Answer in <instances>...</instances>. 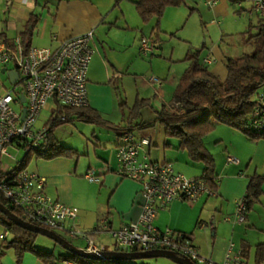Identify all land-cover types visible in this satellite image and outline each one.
Listing matches in <instances>:
<instances>
[{"label": "rangeland", "instance_id": "rangeland-1", "mask_svg": "<svg viewBox=\"0 0 264 264\" xmlns=\"http://www.w3.org/2000/svg\"><path fill=\"white\" fill-rule=\"evenodd\" d=\"M103 1L107 21L101 23L102 25L100 24L101 26L95 30L92 40L96 52L89 68V76L92 77L89 81V96L91 102L103 109L106 116L114 123L100 124L75 118L58 125L55 134L63 144L78 149L79 152L75 156L80 159L82 166H86V171L89 169L99 171L107 166L110 168L109 172H113L114 167L117 168L118 174L124 177L118 169L120 163L116 151L123 139V134L118 133L120 125L125 126L126 131H132L139 142H142L143 137L152 139L153 143L144 147L152 152L154 158L163 161V157L167 156L177 170L179 165L185 164L192 169H199L204 163L193 161L186 149L165 146L168 139L176 144L180 143V139L167 135L158 111L164 104H169L173 100L180 77L190 65V61L186 59L188 53L200 50L202 60L205 57L214 60V63L209 65L210 68L218 67L219 72H226L225 60L228 56L242 55L252 49L242 43L239 33L248 30L253 33L258 32L259 14L255 12L250 15L248 11L241 10V7L235 5L240 0L232 2L228 0V6L221 14L212 13L206 5L207 0H185L181 5L167 7L158 25L156 17L145 20L133 0ZM243 2L247 9H253L252 0H243ZM9 9L8 2L1 0L0 23L7 22ZM40 9L45 13L41 25L46 27L51 23L49 8L40 7ZM155 27L157 32L153 33ZM99 37H101L100 41ZM143 37L157 42L154 51L146 54L142 50ZM35 43L37 46L47 45L37 41ZM93 66L94 72H91ZM12 67L13 65L10 64V68ZM153 77L160 78L162 83H153L151 81ZM10 85L8 73L1 72L0 93L5 92L6 87ZM158 86L163 87L166 92L162 95L158 94L156 91ZM144 97H152V103L143 106L138 113L135 104L138 98ZM170 106L174 113H184L187 110L174 103ZM55 112L57 110L52 101L42 112L38 124H45ZM219 124L221 127L216 129V125L205 136L207 147L215 155L216 163L221 160L225 152L220 140V132L224 130V134L230 136V128H232L224 123ZM9 152L16 156V159L6 156L5 161L13 168L26 156V150L23 148L18 150L10 146ZM36 158V153L31 155L26 161L27 167L32 169ZM259 171L264 173V163L259 166ZM99 176L102 179L105 177L103 174ZM83 178L85 181L79 182V189L86 202L109 203L111 189L109 190L104 184H94L89 178ZM204 202L206 201L202 200L201 203ZM209 208L211 212L208 210L209 212L202 216V219L209 224L206 227L207 235L204 234L205 230L199 231L204 234L202 237L200 234L198 238L202 254L215 259L210 254L216 240L212 232L214 226L218 225V235L232 239L238 248L242 247L244 239L253 242L248 264H264V261L259 263L257 260V243L264 240V195L249 211L248 218L243 221H237L235 218L233 221L227 220L230 215L212 208V202L209 203ZM78 219L79 226L85 231L92 232V237L99 245H102V242L110 243L112 249L116 248L115 237L103 230L101 216L97 218L95 210L85 220L80 213ZM237 225L234 231V226ZM3 229L4 225L0 224V231ZM58 232L80 247L88 245V240L83 236H73L64 230ZM233 232L236 233L235 236ZM36 243L43 249L55 250L57 254L68 252V249L46 234L39 233ZM8 249L9 252H15L14 247ZM139 261L148 264H178L175 260L164 256L141 258Z\"/></svg>", "mask_w": 264, "mask_h": 264}, {"label": "built area", "instance_id": "built-area-1", "mask_svg": "<svg viewBox=\"0 0 264 264\" xmlns=\"http://www.w3.org/2000/svg\"><path fill=\"white\" fill-rule=\"evenodd\" d=\"M251 13L259 12L264 17V0H252ZM237 6L245 8L243 0ZM95 30L65 38L59 46H35L26 48L21 35L14 42L0 39V73L17 70L20 76L15 82L0 93V192L14 206L20 207L25 219L53 230H64L73 236H83L88 240L87 249H101L92 237V232L83 230L78 223L79 209L66 204L50 194L46 187L47 176L21 168L24 160L11 167L5 157L16 159L9 152V147L25 149L26 154L38 149L48 140L49 131L46 123L39 125L42 112L50 102L54 108L59 103L70 106L90 104L88 73L91 60L96 52L92 45ZM157 42L148 37L142 38V50L148 54L154 51ZM213 60L206 58L205 62ZM10 64L13 65L10 68ZM10 80L11 77L9 76ZM158 81L159 78L153 77ZM25 98V99H24ZM250 126L255 130L264 129V82L257 92V108L250 119ZM122 140L117 146L119 172L137 180L141 184L144 197L142 212L138 220L125 223L118 228H109L107 219H103L104 230L112 233L119 250H132L136 246L144 249L166 248L191 257L197 264H248L241 250L232 243L226 259L216 261L202 254L193 237L182 231L167 227L161 229L156 219L162 209L177 199L199 200L205 193L213 194V188L205 178L188 176L174 167L171 161L153 159L144 147L151 144V139L136 138L132 131L124 130ZM229 161H239L230 155ZM86 176L95 181L101 177L94 169H89ZM247 204L243 198L237 202V221L247 219ZM227 220H233L231 216ZM13 235L9 227L0 231V255L5 252V245ZM63 264H80L72 258H64Z\"/></svg>", "mask_w": 264, "mask_h": 264}, {"label": "crops", "instance_id": "crops-1", "mask_svg": "<svg viewBox=\"0 0 264 264\" xmlns=\"http://www.w3.org/2000/svg\"><path fill=\"white\" fill-rule=\"evenodd\" d=\"M4 1L8 2L10 9L7 22L4 24L0 23V33L5 32L4 37L12 42H14L16 37L18 35H21L22 32L28 27L31 17L35 12L40 14V19L34 28L32 45H35V42L37 41L40 44H47L45 46L57 47L63 39L82 34L90 29L96 30L102 25L101 23L107 21V15L105 13L106 7L103 0ZM229 1L232 2L235 0ZM206 2V5L209 6L211 12L215 14L223 13L228 6V0H207ZM235 5L237 6V3ZM40 7L49 8L51 23L46 27H43L41 25V20L44 19L45 13L41 12ZM241 10L248 11L250 15H253L256 12L255 11L251 13L250 10L246 7L241 8ZM257 13L259 14V17H263L259 12ZM257 26L259 28V23ZM156 28L157 27L154 28L153 33L157 32ZM244 32L246 31H242L239 33L241 35L242 43V33ZM100 40L101 37H99V41ZM191 53L193 52L188 53L187 56ZM206 58L208 57H205L203 59L204 62ZM225 62H227V59L225 60ZM212 63H214V60L206 64L210 65ZM217 68L218 67H215L213 70L221 77L226 78L228 75L227 64L226 72H219V69ZM91 72H94V66L91 69ZM89 75L90 70L88 73V79L90 81L92 80V77H90ZM151 81L153 83H162V80L160 78L158 81L152 78ZM164 90L165 89L161 86L156 87V91L160 95L166 92H164ZM171 103L165 105L171 107ZM90 104L93 107L97 108L101 112L103 117L107 120V123L97 121L96 123H114L112 120H110V118L106 116L105 111L98 105L93 104L91 100ZM86 121L95 123V121L91 120ZM216 125V129H218V127H221L219 122ZM118 127V133L120 134L121 130L123 131V128H125V126L121 127L120 125ZM230 127H232L230 128V136L225 135L223 132L224 130L220 132V140L222 142V145L224 146L225 152L223 153L224 156H222L221 160L217 163L218 185L215 189H213L214 193H205L199 200L196 201L177 199L169 204L167 208L162 209L156 219V225L161 229L171 227L173 229L184 231L190 234L200 248L201 245L198 242L200 234L201 237L204 234L207 235L206 227L209 224L208 221H204V219H202V216L208 210L211 212V208L208 209L209 203L212 202V208L225 214H229L234 220V218L236 217L235 215L237 210V202L247 193L251 177L256 173L264 174L263 172L259 171V166L264 163V138L254 140L242 130L233 126ZM168 142L170 143V145H167ZM165 146L180 148V143L176 144L174 141H169L168 139L165 142ZM149 152L151 155L152 152ZM230 155L236 156L239 161L230 162L228 159ZM151 157L153 159H156L152 155ZM163 158V161H172L171 159L169 160L167 156H164ZM178 167V171L185 173L186 175L188 174L193 175L194 177H200L204 174L206 165L204 163V165L199 169H192L188 164L179 165ZM109 169V167L105 166L97 171L99 175H105L103 179L101 178V181L93 180L94 184H104L108 187L109 190L111 189L110 201L109 203L105 204L99 201L92 204L84 200L82 192L79 189V182L85 181L83 177L88 178L86 176L88 170L86 171V166H82L80 163V159L75 155L71 157L59 155L53 158L37 157L33 168L30 170L39 172L47 176V191L53 196L61 199L66 204L78 207V218H80V213H82L83 219L85 220L92 213H94L95 210V213H97V218L101 216L102 222L103 219H107L109 228H118L125 223H130L139 219L142 212L144 197L142 195L141 184L137 180L133 178L127 179L125 178V176H120L117 172V168L113 167V172H109ZM202 200H205L206 202L202 204ZM214 220V222H216V219ZM199 226L200 229H198ZM237 227L238 225L234 226V231ZM96 229L98 228L96 227ZM217 229L218 225L214 226L212 235L215 236L216 240L215 247L213 248L210 255L213 256L216 261H223L226 259L227 253L232 243L234 242H232V239H229L224 235H218ZM200 230H205L204 234L199 233ZM106 233L112 234L108 231H106ZM235 235L236 233L233 232V236ZM13 237L14 234L11 238ZM261 242H264V240ZM252 243L253 242L251 240L244 239L241 248L236 247V244L234 243L236 250H241L243 254L244 252L246 253L244 257L246 258L247 263L250 259V247L252 246ZM100 247L101 249L113 250L110 243L102 242V245H100ZM115 249H117V243ZM8 250V248L5 249V252L0 255V264H51L43 261L37 256V254L31 251H27L23 256L22 262L19 263L17 260L16 251L9 252ZM60 263L63 264V260H61Z\"/></svg>", "mask_w": 264, "mask_h": 264}, {"label": "trees", "instance_id": "trees-1", "mask_svg": "<svg viewBox=\"0 0 264 264\" xmlns=\"http://www.w3.org/2000/svg\"><path fill=\"white\" fill-rule=\"evenodd\" d=\"M133 1L145 20L148 21L156 17L158 25L167 7L181 5L185 2V0ZM39 19L40 14L33 13L28 27L21 34L26 48L32 46L34 28ZM258 23V32L253 33L248 30L242 33L243 44L246 47H252V49L245 51L242 55L227 57L228 75L226 78L221 77L201 59L200 50L189 54L186 59L190 61V65L181 76L172 100L174 105L177 104L179 107L187 109L186 112L174 113L170 109L171 107L165 104L158 111L167 135L179 138L180 148L186 149L194 161L205 163L204 174L200 177L205 178L213 189L218 185L217 163L214 154L207 147L205 136L215 128L216 124L219 122L236 127L254 140L264 138V129L255 130L250 126L251 116L257 108V92L264 82V17H259ZM4 35L5 32H1L0 39L8 40ZM151 99V97L139 98L135 104V110L140 113L143 106L152 103ZM56 110L57 112L52 114L46 122L49 131L48 140L38 149H32L26 154L21 168L27 167L26 161L34 153L37 157L53 158L59 155L71 157L79 152L77 148L63 144L55 134V128L61 123L75 118L107 123L101 112L91 104L77 107L59 103ZM124 130L125 128H123ZM123 131L121 130L120 134ZM167 145L170 143L168 142ZM1 165L2 156H0ZM263 195L264 174L256 173L251 177L247 193L244 196L247 204V218L249 211L258 200L262 199ZM0 200L25 218L23 210L12 205L1 192ZM0 224L13 231L14 237L7 240L5 247L6 249L14 247L19 263L22 262L24 254L31 251L43 261L51 264H60L59 261L67 257L75 259L81 264H148L139 261L141 258L92 259L69 250L67 253L57 254L55 250L39 247L36 243L38 232L18 225L1 210ZM143 249L141 246H136L132 250ZM257 260L259 263L264 261V242L257 245Z\"/></svg>", "mask_w": 264, "mask_h": 264}, {"label": "water", "instance_id": "water-1", "mask_svg": "<svg viewBox=\"0 0 264 264\" xmlns=\"http://www.w3.org/2000/svg\"><path fill=\"white\" fill-rule=\"evenodd\" d=\"M2 72L8 73V75L11 77L12 82H15L17 78L20 76L19 71L15 69L8 71L7 67H4L2 69ZM0 210L4 212L12 221L16 222L18 225L36 231L38 233L46 234L54 238L70 252L84 257H88L92 259H137V258L164 256L175 260L179 264H197L191 257L186 255H180L176 251L166 248H152V249H143V250L99 249L98 251H91L85 247H80L76 245L70 239H68L67 237H65L56 230L26 220L25 218L17 214L15 211H13L8 205H6L1 200H0Z\"/></svg>", "mask_w": 264, "mask_h": 264}]
</instances>
